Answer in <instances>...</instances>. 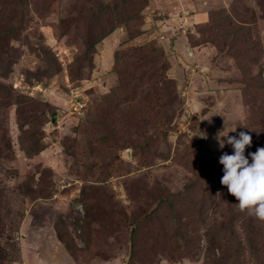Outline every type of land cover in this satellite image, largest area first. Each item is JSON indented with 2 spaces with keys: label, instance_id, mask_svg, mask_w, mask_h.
<instances>
[{
  "label": "rangeland",
  "instance_id": "1",
  "mask_svg": "<svg viewBox=\"0 0 264 264\" xmlns=\"http://www.w3.org/2000/svg\"><path fill=\"white\" fill-rule=\"evenodd\" d=\"M236 126L264 147V0H0V264H264Z\"/></svg>",
  "mask_w": 264,
  "mask_h": 264
},
{
  "label": "clouds",
  "instance_id": "2",
  "mask_svg": "<svg viewBox=\"0 0 264 264\" xmlns=\"http://www.w3.org/2000/svg\"><path fill=\"white\" fill-rule=\"evenodd\" d=\"M78 96L73 94L72 98L76 100ZM78 99L80 103L84 102V107L86 103L83 97ZM198 112L199 106L193 109V115ZM214 140L217 150L221 151L218 158L219 164L223 166L220 183L227 186V191L236 198L240 211L246 210L249 215L264 221V147L246 154V148L252 145V135L243 130L237 132V126L219 130ZM226 147L231 149V153L224 151Z\"/></svg>",
  "mask_w": 264,
  "mask_h": 264
},
{
  "label": "trees",
  "instance_id": "3",
  "mask_svg": "<svg viewBox=\"0 0 264 264\" xmlns=\"http://www.w3.org/2000/svg\"><path fill=\"white\" fill-rule=\"evenodd\" d=\"M231 33H232V32H231ZM93 45H94V43H93L91 46L93 47ZM94 133L97 134V133H96V130H94ZM21 138H22V137H21ZM22 145H23L24 147H27L26 144H25V145L22 144ZM82 190H84V191H83V193H81V194L84 195V193H85V186H84V185H83V187H82ZM135 229H136V228H135ZM136 230H137V229H136ZM140 233H141V232H140ZM59 238H60V237H59ZM133 253H134V252H133Z\"/></svg>",
  "mask_w": 264,
  "mask_h": 264
},
{
  "label": "built area",
  "instance_id": "4",
  "mask_svg": "<svg viewBox=\"0 0 264 264\" xmlns=\"http://www.w3.org/2000/svg\"><path fill=\"white\" fill-rule=\"evenodd\" d=\"M75 103H76L75 108H77V109L83 107V105H84V102L79 103L76 100H75Z\"/></svg>",
  "mask_w": 264,
  "mask_h": 264
}]
</instances>
